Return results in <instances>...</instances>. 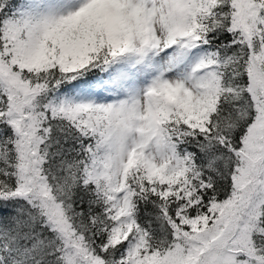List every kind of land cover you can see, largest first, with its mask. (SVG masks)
Instances as JSON below:
<instances>
[{
    "label": "snow or ice",
    "instance_id": "obj_1",
    "mask_svg": "<svg viewBox=\"0 0 264 264\" xmlns=\"http://www.w3.org/2000/svg\"><path fill=\"white\" fill-rule=\"evenodd\" d=\"M0 264H264V0H0Z\"/></svg>",
    "mask_w": 264,
    "mask_h": 264
}]
</instances>
